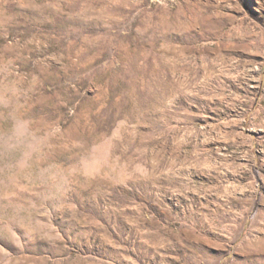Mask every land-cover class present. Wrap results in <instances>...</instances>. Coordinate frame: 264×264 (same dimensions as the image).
Instances as JSON below:
<instances>
[{
	"label": "rangeland",
	"instance_id": "rangeland-1",
	"mask_svg": "<svg viewBox=\"0 0 264 264\" xmlns=\"http://www.w3.org/2000/svg\"><path fill=\"white\" fill-rule=\"evenodd\" d=\"M0 264H264V0H0Z\"/></svg>",
	"mask_w": 264,
	"mask_h": 264
}]
</instances>
